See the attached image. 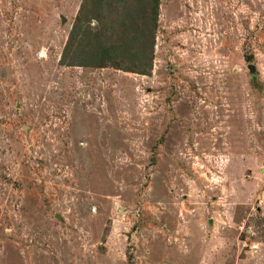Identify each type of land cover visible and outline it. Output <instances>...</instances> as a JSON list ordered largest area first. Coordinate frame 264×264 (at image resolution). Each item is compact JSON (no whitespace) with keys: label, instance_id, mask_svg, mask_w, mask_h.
I'll list each match as a JSON object with an SVG mask.
<instances>
[{"label":"rangeland","instance_id":"obj_1","mask_svg":"<svg viewBox=\"0 0 264 264\" xmlns=\"http://www.w3.org/2000/svg\"><path fill=\"white\" fill-rule=\"evenodd\" d=\"M160 1L146 76L0 0V264H264V0Z\"/></svg>","mask_w":264,"mask_h":264},{"label":"trees","instance_id":"obj_2","mask_svg":"<svg viewBox=\"0 0 264 264\" xmlns=\"http://www.w3.org/2000/svg\"><path fill=\"white\" fill-rule=\"evenodd\" d=\"M160 5V0H83L60 64L150 75Z\"/></svg>","mask_w":264,"mask_h":264},{"label":"water","instance_id":"obj_3","mask_svg":"<svg viewBox=\"0 0 264 264\" xmlns=\"http://www.w3.org/2000/svg\"><path fill=\"white\" fill-rule=\"evenodd\" d=\"M248 69H249V71L251 72L252 75H255L256 74V67H255V65H253V64L248 65Z\"/></svg>","mask_w":264,"mask_h":264}]
</instances>
